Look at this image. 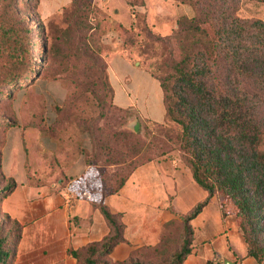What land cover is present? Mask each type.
Wrapping results in <instances>:
<instances>
[{
  "label": "trees",
  "instance_id": "obj_1",
  "mask_svg": "<svg viewBox=\"0 0 264 264\" xmlns=\"http://www.w3.org/2000/svg\"><path fill=\"white\" fill-rule=\"evenodd\" d=\"M180 1L190 5L194 15L180 17L169 39L178 57L171 51L162 64L165 72L159 77L151 75L158 82L163 107V122L153 123L156 134L147 148L151 154L144 155L146 148L138 134L126 129L108 135L100 146L92 136V143L108 164L122 165L111 187L102 188V198L118 193L138 167L172 150L178 152L206 197L185 214L169 204L172 219L163 224L159 241L132 249L119 262L109 261L108 255L126 242L122 215L112 213L102 199L91 203L101 214L107 233L99 241L68 249L76 264H149L148 258L150 264H182L191 251V221L214 195L221 200V215L234 216L246 256L264 264V152L260 150L264 139L260 117L264 110V21L242 19L233 13L230 4L242 0ZM248 1L264 4V0ZM71 3L80 33L75 43L78 68L89 74L91 86L107 95L111 89L95 41L97 23L89 19L91 2ZM18 4L24 5V0H0V98L6 90L40 75L28 22L20 16ZM165 122L177 130L167 129ZM15 186L2 172L0 162V264H10L9 248L21 232V225L1 210V199ZM56 188L62 189L61 184ZM173 240L178 241L177 248L170 251ZM206 264L222 261L214 256Z\"/></svg>",
  "mask_w": 264,
  "mask_h": 264
},
{
  "label": "rangeland",
  "instance_id": "obj_2",
  "mask_svg": "<svg viewBox=\"0 0 264 264\" xmlns=\"http://www.w3.org/2000/svg\"><path fill=\"white\" fill-rule=\"evenodd\" d=\"M89 1V19L97 23L95 41L111 92L104 95L91 86L89 74L78 68L75 43L80 33L74 25L71 0H24L17 10L27 19L40 75L6 90L0 98V162L4 175L15 182L52 183L54 187L61 184L62 189L75 194H88L91 205L101 199L104 203L109 197L102 198V188L111 187L122 167L106 162V156L92 143V136L100 146L108 135L126 129L138 134L146 148L144 155L151 154L147 148L156 134L153 123L163 122V107L159 88L147 78L151 81L149 75L159 77L165 72L162 64L171 51L178 57L169 39L177 29V20L191 18L194 11L180 0ZM230 5L242 19L264 21V4L242 0ZM117 104L126 105L125 110L112 107ZM260 117L264 124V110ZM135 123L136 132L132 129ZM163 124L177 130L172 123ZM260 150L264 152V139ZM164 156L174 161L185 181L189 169L178 152L172 150ZM212 198L220 208V198ZM193 242L194 234L191 245ZM177 244L173 240L170 251ZM108 259L119 262L110 254ZM146 262L150 264V258Z\"/></svg>",
  "mask_w": 264,
  "mask_h": 264
},
{
  "label": "crops",
  "instance_id": "obj_3",
  "mask_svg": "<svg viewBox=\"0 0 264 264\" xmlns=\"http://www.w3.org/2000/svg\"><path fill=\"white\" fill-rule=\"evenodd\" d=\"M149 77L151 81H147L159 88L158 82ZM117 106L126 108L123 104ZM187 172L183 181L174 161L164 156L138 167L116 195L104 199L112 213L122 214L124 224L126 242L113 248V261L124 260L134 248L157 243L160 225L172 218L169 204L186 213L206 197ZM15 183L14 190L1 199L2 212L21 225L18 241L9 248L10 264H76L68 249L99 241L107 233L88 194L58 189L52 183ZM191 226L194 242L182 264H206L214 256L222 264H257L246 256L234 218L222 217L215 198L191 221Z\"/></svg>",
  "mask_w": 264,
  "mask_h": 264
},
{
  "label": "water",
  "instance_id": "obj_4",
  "mask_svg": "<svg viewBox=\"0 0 264 264\" xmlns=\"http://www.w3.org/2000/svg\"><path fill=\"white\" fill-rule=\"evenodd\" d=\"M137 128H138V126H137V124L135 123V124L133 125L132 129H133L134 132H136V131H137ZM224 264H232V263H227L226 261H224Z\"/></svg>",
  "mask_w": 264,
  "mask_h": 264
}]
</instances>
